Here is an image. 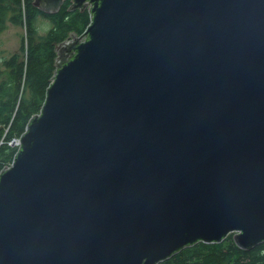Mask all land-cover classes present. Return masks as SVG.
<instances>
[{"label": "water", "instance_id": "1", "mask_svg": "<svg viewBox=\"0 0 264 264\" xmlns=\"http://www.w3.org/2000/svg\"><path fill=\"white\" fill-rule=\"evenodd\" d=\"M70 1L90 22L0 171V264L264 243V0Z\"/></svg>", "mask_w": 264, "mask_h": 264}, {"label": "trees", "instance_id": "2", "mask_svg": "<svg viewBox=\"0 0 264 264\" xmlns=\"http://www.w3.org/2000/svg\"><path fill=\"white\" fill-rule=\"evenodd\" d=\"M34 4L35 0H0V32L6 22L23 25L26 31L19 54L14 53L1 63L0 171L12 163L17 153L18 146L10 143L19 140L29 120L40 113L55 70L56 46L72 33L80 36L90 22L87 10L70 11V0L64 1L54 14H47ZM39 16L48 20L51 27L37 40ZM159 264H264V243L244 251L228 235L220 244L198 243Z\"/></svg>", "mask_w": 264, "mask_h": 264}, {"label": "rangeland", "instance_id": "3", "mask_svg": "<svg viewBox=\"0 0 264 264\" xmlns=\"http://www.w3.org/2000/svg\"><path fill=\"white\" fill-rule=\"evenodd\" d=\"M48 20L38 17L36 20L37 40L43 38L50 29ZM26 31L23 25H12L6 22L4 29L0 32V69L2 60L8 59L12 54H19L21 44L26 38ZM71 40V38L69 39ZM3 68V67H2Z\"/></svg>", "mask_w": 264, "mask_h": 264}, {"label": "built area", "instance_id": "4", "mask_svg": "<svg viewBox=\"0 0 264 264\" xmlns=\"http://www.w3.org/2000/svg\"><path fill=\"white\" fill-rule=\"evenodd\" d=\"M18 144H19V141L18 140L10 143V145H15V146H18Z\"/></svg>", "mask_w": 264, "mask_h": 264}]
</instances>
